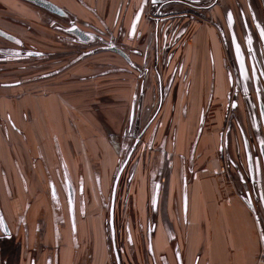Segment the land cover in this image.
<instances>
[{
	"label": "rangeland",
	"instance_id": "obj_1",
	"mask_svg": "<svg viewBox=\"0 0 264 264\" xmlns=\"http://www.w3.org/2000/svg\"><path fill=\"white\" fill-rule=\"evenodd\" d=\"M48 1L63 9L67 16L40 10L28 0H0V93L15 90L29 93L30 90L32 93L43 95V91L53 86L51 84L60 82L58 79H62L65 87H71L69 83L74 81L67 80V76H70L67 72L73 71L83 63L87 66L84 69L88 78L86 82L101 78V82H107L105 84L109 90L114 82L122 83L124 75L117 72L119 69L105 71L101 69V65H104L106 70L109 64L119 68L125 67L128 72L124 78L132 81V91L135 89V94L127 115L118 114L116 119L112 117L108 121L106 118L109 119L111 111L119 113L121 109L125 111L126 108L117 107L119 110H113L114 107H96L99 113L93 110L97 116L96 123L105 132L104 140L109 139L112 142L116 159H120L109 177L107 190L104 183L101 190L96 186L97 191L92 198L89 193L82 192L85 193L84 198L81 197L79 203L77 201L76 233H70L68 230H71V223L67 203L63 206V210H66L65 218L61 214L62 209L58 208L61 209V218H58L57 213L54 217L59 223L65 220L64 225L70 234L56 237L50 228V238L41 246L43 256L47 253L51 257L53 255L55 264L56 254L65 252L66 247L68 257L64 254L65 264H116L108 224L110 203L119 165L123 163L130 145L136 143V147L131 148L134 149L129 165L122 173L116 191L115 233L121 264H179L178 255L182 264H186V260L188 264L192 261L194 251H197L195 256L198 260L199 256L209 259L210 256L205 252L209 241L202 231H197L199 223L195 226L193 235L188 233V214L194 209L203 220L204 208L210 207L218 218L225 217L227 213L230 224L236 227L240 224L238 219L246 221L247 218V214L242 213V210L241 213L236 211V197L242 200L243 207L253 216L260 237L261 255L263 254L264 258V146H261V155L258 143L254 140L252 120L254 114L258 115V99L255 95L252 98L248 95L246 85L236 76L234 61L236 57L239 58L240 53H236V48L233 51L230 47L238 45L235 35L238 41H242L243 19L239 10L235 7L225 9L226 12H235V35L232 28L228 29V23L223 24V16L218 17V13H215L212 22L206 23L214 25L213 28L208 25L212 29L211 33L205 31L208 39H211L213 80L211 79L209 84L208 94L192 96L189 95V92L193 91L192 80L185 71L187 63L177 62L188 58L187 43L202 31V25L197 23L199 17L191 13L196 10L193 11L189 5L165 4L163 1L159 4V0H147L146 5L143 0H72L74 7L70 6V1L68 4L63 0ZM199 1L198 4H205L208 0ZM143 5V17L147 24H151V29L145 30V34L139 33L136 41L132 38L131 43L127 44V28L136 18L137 9L140 10ZM235 5L237 0H227L223 7ZM252 11V3L243 8V17L247 22L251 20ZM125 12V24L119 17L115 21V13L122 18ZM174 13L180 14L182 18L178 27L179 31L183 29V33L179 37L174 35V39L172 35L170 43L164 48L160 47V55H163L160 63L155 60L154 63L147 62L148 57H155L158 51L155 47L157 43L152 38L156 25L161 24L163 27L165 22L169 23L166 27L167 37L175 30V27H170L176 19H170V23L167 16ZM81 15H85L84 19ZM201 16L209 22V18ZM219 18H222V21H219ZM71 23L84 26L86 31L95 35L96 42L82 45L72 42V36L58 28L59 25L70 27ZM219 27L224 31L223 34L225 33L228 49L222 48L223 38ZM119 28L122 32L118 31ZM136 29L137 32L141 30L140 24ZM252 34L254 32H251V38ZM229 41L233 42L230 44ZM108 44L124 45L126 52L137 50V60L132 63L124 61L126 64L120 66L116 61L121 59L109 57L116 54L107 50ZM131 45L134 46L131 48ZM141 51L146 59L141 58ZM222 58L226 64H222ZM89 65L93 70L89 69ZM217 65L220 66L219 70ZM215 74L216 78H221L222 95H217V89L214 92ZM229 76L232 77L231 80ZM232 79L235 86H232ZM105 84L101 85L102 89ZM3 88L5 90H1ZM182 88L185 95L179 96L176 107L171 106L166 111V100L170 98L176 103L179 97L175 98V92ZM151 93L153 102L144 107L145 98ZM107 94L111 95L110 92ZM110 95L106 96L108 104L112 102ZM191 99H194V105L188 107L186 103ZM263 99V96L260 97L261 103ZM70 108L75 109L67 107L68 111H73ZM164 108L165 112L162 113ZM91 111L92 107H82L83 114L90 115ZM82 112L75 111L79 114ZM241 131L245 135H242ZM109 132L112 133L108 134ZM261 135L264 142L262 131ZM256 161L261 163L262 170L257 171ZM257 172L263 186L260 188ZM156 184L160 185V189L157 193V208L154 210L152 204ZM207 191H210L209 197ZM177 204L180 205V213L177 211ZM3 220L9 233L2 228ZM175 226L180 232H176ZM218 229L222 230L221 227ZM0 234L3 264H25L21 255V249L25 247L21 239L23 235L19 238L12 235L10 226L1 212ZM214 234L215 231L213 237L216 238L217 235ZM178 237L181 239L178 240ZM197 244L199 246L194 250ZM17 248L19 251L15 252ZM235 252L237 251L234 250ZM202 262L203 259L199 264ZM57 264H62L61 256Z\"/></svg>",
	"mask_w": 264,
	"mask_h": 264
},
{
	"label": "crops",
	"instance_id": "obj_2",
	"mask_svg": "<svg viewBox=\"0 0 264 264\" xmlns=\"http://www.w3.org/2000/svg\"><path fill=\"white\" fill-rule=\"evenodd\" d=\"M68 1L71 3L70 6H74L72 0H63L65 4H68ZM97 1L99 2V0ZM117 14H114L115 21L119 17L125 24L126 12L122 18ZM84 16L80 17L84 19ZM142 22L141 30L142 28L144 31L151 29V24H147L145 19L141 21V25ZM200 30L202 31L196 34L188 44L186 50L188 58L185 57L186 59L183 60L187 63L185 69L187 76L192 80L193 91L189 92V95L192 96L208 94L209 84L212 82L211 39H208L205 33V31L211 33L212 29L202 27ZM208 42L209 46L207 47ZM212 47L214 48L213 45ZM111 52L116 54L114 51ZM109 57L121 59L122 62L116 61L120 66L126 64L124 62L126 60L118 54ZM148 59L147 62L154 63L155 57L150 55ZM86 67L82 63L73 71L67 72V75H70H66L67 80L74 81L69 83L71 87H65L62 84V79H58L60 82L51 84L53 86L43 91L45 93L43 95H39L37 92L32 93L30 90H28L29 93H25L24 90L0 93V212L10 226L12 235L18 238L21 234L23 235L21 239L25 247L21 249V255L25 264H54L53 255L51 257L47 253L43 256L41 247L50 238V228L56 237H60L62 234L66 236L72 232L76 233L72 227V231L68 228L69 233L64 225L65 220L59 223L54 217L58 215V218H61L59 215L61 209L62 216L66 215V210H63V206L67 203V196L63 188L65 178L70 181L74 190L81 187L82 192L89 193V197L92 198L96 194V186L101 190V185L106 183L107 190L109 177L115 171L117 161L120 159V157L116 159L111 146L112 142L109 139L104 140L105 132L96 123L97 118L95 117L97 116L94 115L93 110L99 113L96 107H114L113 110L117 107L126 108L125 111L121 109L119 113L111 111L109 119L106 118L108 121L112 117L116 119L118 114L126 113L127 115L132 107L135 94V89L132 91L134 85L131 80L124 78L128 72L125 67H114L111 64L106 66L107 70L104 65H101L102 68H100L108 72L119 69L117 72H122L120 74L124 75L122 83L114 82L115 84L109 90L105 84L107 82H101V78H94L91 82H86L88 80L84 73ZM88 67L92 69L90 65ZM217 67L219 70L220 66L217 65ZM214 77V92L217 89V95H222L220 92L221 78H216V74ZM104 84L106 86L102 89L101 85ZM1 90H5V88ZM108 92L111 95L107 94ZM140 94L141 92L138 96ZM175 94V98H177V96L185 95V91L183 88L182 90L178 89ZM107 95L112 98L110 104L107 102ZM152 95L153 93L145 98L144 107L152 104ZM179 100L180 97L174 103V100L171 101L168 98L164 104L166 111L171 106L176 107ZM186 104L188 107L194 105V99L189 100ZM67 107L75 109L70 108L73 111H68ZM82 107H92L90 115L84 113L85 116ZM176 110L178 109L176 108ZM75 111H80L82 114L75 113ZM164 112L165 108L162 109V113ZM106 179L107 182H105ZM52 185L58 192L59 207L53 206ZM173 191L175 193V188ZM84 196L85 193L78 194V203ZM236 200V211L241 213L242 210V213L247 214L246 221L237 217L240 224L236 227L230 224L227 213L225 217L218 218L210 207H205L203 220H201L193 211L194 209H191L188 214V233L193 235V231H196L195 226L199 223L197 231H202L206 235L205 238L209 243L205 252L210 257L208 259L198 255L200 257L198 260L195 256L197 251H194L192 261L188 264H199L202 259L201 264H264L260 237L254 225L253 216L243 207L241 199L236 197ZM176 207L180 213V205L177 204ZM184 210L186 211L185 208ZM220 227L222 230L219 231ZM175 230L180 232L177 226H175ZM214 231V235H217L216 238L213 237ZM179 237L178 240L181 239ZM198 246L197 244L194 250H197ZM234 250L237 252L234 253ZM64 251L56 254L55 264L58 263L60 256L61 263L65 264L64 254H66V258L68 257L66 247ZM0 264H3L1 250Z\"/></svg>",
	"mask_w": 264,
	"mask_h": 264
},
{
	"label": "flooded vegetation",
	"instance_id": "obj_3",
	"mask_svg": "<svg viewBox=\"0 0 264 264\" xmlns=\"http://www.w3.org/2000/svg\"><path fill=\"white\" fill-rule=\"evenodd\" d=\"M46 1H48V0H46ZM161 1H163V3H165V4L166 3H170V4L174 3V4L179 5L178 3H185V4L189 5L193 11L196 10L195 12H197V13L205 16L206 18L210 19V20H208L209 22H206L204 17L196 14L195 12H191L192 15L199 17L197 20L199 22H197V23L200 26L202 25V27H208V28L212 27L213 28V26H214L213 24L212 25L208 24L210 26L209 27L208 25H206V23L212 22V18L214 17L215 13H218L219 14L218 17L223 16V21H224L223 24L227 25V23H228V25H229L228 29L232 28L234 35H235L234 25L236 23V20L234 19L233 14L235 15V12H233L231 10L226 12L225 9L235 7L236 9L239 10L240 14H242L241 15V17L243 19L242 20V22H243L242 41L241 40L238 41L237 35H235V39H236L238 45H234V46L231 45L230 47H232L233 51H235L234 49L236 48V53H240V55H238L239 58L237 59V57H236V61H234L236 76H238L239 81L242 82L243 85L244 84L246 85L248 95L251 98L255 95L256 99H258V106H259L258 115L254 114L252 120H253V126H254V136H255L254 140H255V142L258 143V148H260V154H261V146H264L263 136L261 135V131L264 134V101H262V103H261V101L259 99L262 96L264 97V37H261L260 33L262 31H264V0H237V5H235V6H224V7H223V4L227 0H208L207 2H205V4L204 3L198 4L200 2L199 0H167V1L166 0H159L158 1L159 4ZM29 2L32 3L33 5L37 6L40 10L42 9L43 11L53 13V14H57V15H60L62 17L67 16L66 12L63 9H61L60 7H58L56 4H54L51 1H48V2H51L52 4L57 6L61 13L52 12L49 9H46V8L36 4L34 2H31V1H29ZM143 2H144V5L147 4V0H143ZM242 3L244 5V7L246 5L248 6L249 3L253 4V11L251 13V20H250L251 23L247 22L243 17V8L244 7H243ZM144 5L141 7L140 10L137 9V11H136L137 14L135 16L136 18L134 19L133 23L129 25V27L127 29L128 33H129L128 37H126V40H125L127 42V44L131 43L132 38H135L134 41H136L137 38L139 37V33L145 34V31L139 30L137 32V29H136V28H138V25L141 23V21L144 19V17H143V11L144 10H142V8L145 7ZM39 9H37V10L40 11ZM178 13H174L173 15L167 16L170 23H171L170 19L176 18L173 22V25H171V27H170V28L175 27V30L171 31L170 35H168L166 37V32H167L166 27L169 24L168 22H165L163 24L164 25L163 27L160 26L161 24L160 25L158 24V26L156 25V27L154 29V33H153L154 35L152 38H154V41L157 43V46H155V44H154V46L158 49V51H156L157 55H155V61L156 62H159V60L161 59V56H163V55H160L161 54V50H159L160 47L163 46V48H164L167 43H170V37L172 35H173L172 38L174 39V35H176V37H179L183 33V29H182V31H179L180 28L178 26H179V22L182 20V18L180 16V14H178ZM225 14H226V16H224ZM183 16H185V15H183ZM219 21H222V18H219ZM215 22H217V19L215 20ZM81 24H84V23H81ZM140 27H141V24H140ZM220 27H222V26L220 25ZM220 27H219V31H220L222 38H223L222 39V48L225 47L226 49H228L229 46L227 45V38H225V33L223 34L224 31ZM58 28L60 30H62L64 33L70 34V36H72V40H73V41L72 40L71 41L74 43H79L80 45L89 44V43L92 44V43H95L97 40L95 35L93 33H91L90 31L89 32L86 31L84 26L80 25V23H78V24H72L71 23L70 27H66L64 25H59ZM118 31L122 32L121 28H119ZM241 31L242 30H240V32ZM251 32H254V34H252V38H251ZM240 38H241V35H240ZM229 40H231V39L229 38ZM190 42H188L187 44H189ZM229 42L231 44L233 41H229ZM240 42H242V43H240ZM65 43H67V42H65ZM123 46H119V45L116 46V45H112V44L109 45L108 44L107 50L113 51L111 49L112 47H115V48L122 50L125 53L126 57H123L122 55H120L116 52L115 53L118 54L119 56H121L122 58H124L128 63H132L136 59L138 51L135 49H132L131 52H126V50ZM133 46L134 45H131L130 47L132 48ZM140 56H141V58L146 59V56L143 57L142 51L140 52ZM223 58H225V57H223ZM223 58H222V64H226V61ZM241 59H243V64H241ZM177 62L183 63V60H178ZM227 74L230 75V73H227ZM231 78L232 77H230L229 79L231 80ZM232 82H233L232 86H235V81H233V79H232ZM252 110L254 111V107H252ZM242 135H245V134L242 132ZM134 144L136 145V143H134ZM134 144L130 145L129 152L126 154L123 163H121L119 165L121 168V166L126 163L124 170L129 165V162H130V159L132 156V150L134 149V148L133 149H131V148H132V146H135ZM252 157H253V154H252ZM256 164H257V171L262 170L263 166L261 167V163L256 161ZM263 165H264V162H263ZM253 168H254V165H253ZM124 170H123V172H124ZM118 172H119V170H118ZM258 173L259 172H257L258 187L260 188L262 186V184L260 183ZM64 183H65V185L63 186V188L65 189V194L67 196V185H66V182H64ZM154 189H155V194L153 197V204H152L153 208L152 209L156 210L157 203H158V198H157L158 194L157 193L160 189V185L156 184ZM51 193H52V190H51ZM78 194L79 195L82 194V188L81 187L78 190H75L76 204H77ZM52 197H53L54 204L58 205L60 203L58 192H57V196L55 194H52ZM110 205H111V203H110ZM67 207H68L67 213H68L69 221L71 223V227H72L73 231H76L77 205H75V223L74 224H73V221L71 220L72 218L70 215L68 202H67ZM109 213H110V211H109ZM115 218L116 217H115V211H114V229L116 231ZM108 224L110 227V217L108 220ZM110 231H111V227H110ZM111 237L113 239L112 245H113V241L115 243V246L112 247L113 248L112 252L114 253V257L116 259V256H115L116 254H115L114 248L116 249L117 255L119 257V251L117 250L116 233L114 232V236H112V233H111ZM116 264H121L120 257H119V262H117V259H116Z\"/></svg>",
	"mask_w": 264,
	"mask_h": 264
},
{
	"label": "water",
	"instance_id": "obj_4",
	"mask_svg": "<svg viewBox=\"0 0 264 264\" xmlns=\"http://www.w3.org/2000/svg\"><path fill=\"white\" fill-rule=\"evenodd\" d=\"M28 1L34 2V3L44 7L46 9H49L52 12L61 13L57 6H55L54 4H52L51 2H48L46 0H28ZM111 49L114 52L122 55L123 57H126L125 53L122 50L115 48V47H112ZM125 165H126V163L123 164L121 166V168L119 169V172L116 175L114 185H113L111 205H110V213H109L112 236H114V232H115V229H114V211H115V199H116L117 185L119 183V179H120V176H121V174L125 168ZM65 182L67 185V202H68V206H69V210H70V215L72 218L71 220L73 221V224H74L75 223V205H76L75 190L67 178L65 179ZM51 190H52V194H55L57 196L56 187L54 185H52ZM1 223H2V228L6 231V233H9V230H8L7 225L4 222V220ZM113 246H115L114 241H113ZM114 250H115V254H116L115 256H116L117 262H119V257L117 255L116 249L114 248ZM178 259H179V264H181L179 255H178Z\"/></svg>",
	"mask_w": 264,
	"mask_h": 264
},
{
	"label": "snow or ice",
	"instance_id": "obj_5",
	"mask_svg": "<svg viewBox=\"0 0 264 264\" xmlns=\"http://www.w3.org/2000/svg\"><path fill=\"white\" fill-rule=\"evenodd\" d=\"M260 36L261 37H264V31H262L261 33H260ZM239 47V46H238ZM241 64H243V59H241Z\"/></svg>",
	"mask_w": 264,
	"mask_h": 264
},
{
	"label": "trees",
	"instance_id": "obj_6",
	"mask_svg": "<svg viewBox=\"0 0 264 264\" xmlns=\"http://www.w3.org/2000/svg\"><path fill=\"white\" fill-rule=\"evenodd\" d=\"M19 251V248H17V250H15V252H18Z\"/></svg>",
	"mask_w": 264,
	"mask_h": 264
}]
</instances>
